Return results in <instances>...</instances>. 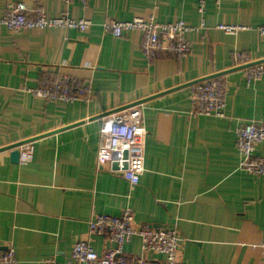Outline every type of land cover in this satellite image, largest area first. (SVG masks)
Returning <instances> with one entry per match:
<instances>
[{"label": "crops", "instance_id": "crops-1", "mask_svg": "<svg viewBox=\"0 0 264 264\" xmlns=\"http://www.w3.org/2000/svg\"><path fill=\"white\" fill-rule=\"evenodd\" d=\"M19 1L48 17L92 23L86 31L0 29V149L43 135L27 164L0 151V254L14 249L18 264L66 261L78 239L103 253L114 243L90 235V219L132 209L138 225L177 228L178 264H264V176L239 169L237 145L240 126L264 121V74L251 82L242 70L218 76L228 86L224 116L193 114L189 85L229 70L237 51L264 59V35L255 29L264 24V0H205L204 12L198 0H0V17ZM151 15L198 27L187 34L190 53L148 58L141 31L104 30L106 21ZM219 24L252 29L228 34ZM61 75L88 85L89 101L29 90ZM141 100L146 170L132 185L111 163L99 167L97 152L103 119ZM255 155H264V142ZM124 252L163 258L145 251L139 236Z\"/></svg>", "mask_w": 264, "mask_h": 264}, {"label": "built area", "instance_id": "built-area-1", "mask_svg": "<svg viewBox=\"0 0 264 264\" xmlns=\"http://www.w3.org/2000/svg\"><path fill=\"white\" fill-rule=\"evenodd\" d=\"M71 1V0H66ZM84 4L88 0H81ZM197 7L204 12L205 0H198ZM89 19H76L69 15L48 17L42 6L29 7L19 1L9 7L6 15L0 17V29L75 28L86 31ZM205 24L202 23V26ZM219 29L228 34L252 29L248 25L219 24ZM198 27L187 25L184 21L161 23L153 15L148 18L135 17L130 21L110 20L104 23V30L114 37L124 32L138 30L143 33L142 52L148 58L160 54L174 53L186 55L191 51L187 34ZM264 35V24L255 27ZM250 62L242 52L232 55V65L237 67ZM246 79L259 80L264 74V63L241 69ZM33 94L47 100L63 102L89 101L91 88L81 81L61 75L58 79L48 80L36 88L29 89ZM228 86L219 78H209L196 83L192 91V113L195 115L224 116L227 107ZM147 127L144 107L133 105L104 118L100 130V144L97 152V164L118 162L119 169H113L132 185H137L146 170ZM264 142V121L251 120L237 130V145L242 155L239 169L247 173L264 176V155H255L256 147ZM20 147V163L27 164L34 158L33 141ZM128 150V157L123 153ZM118 153V155H117ZM127 162L128 167L123 168ZM89 234L103 235L114 246L98 253L89 239H78L73 246L71 257L66 261L50 259L48 264H178V249L182 237L177 228L158 224L138 225L132 209H125L119 215L97 214L89 221ZM134 236H139L145 251H154L162 255L161 259L146 256L130 257L124 252V245ZM0 264H18L14 249L0 254Z\"/></svg>", "mask_w": 264, "mask_h": 264}, {"label": "water", "instance_id": "water-1", "mask_svg": "<svg viewBox=\"0 0 264 264\" xmlns=\"http://www.w3.org/2000/svg\"><path fill=\"white\" fill-rule=\"evenodd\" d=\"M263 62H264V59L257 60V61H250V62H248L246 64H243V65H240V66H237V67L230 68L227 71H222L220 73L211 75V76H209V77H207L205 79L216 78V77L221 76V75H223V74H225L227 72L235 71V70H241V69H243L245 67L252 66V65H255V64H259V63H263ZM205 79H201L199 81H195L193 83H190L189 85L196 84V83H198V82H200L202 80H205ZM146 100L137 101L136 103H133L132 105H128V107L133 106V105H137V104H141L142 102H144ZM125 108H127V107H125ZM95 118H98V116L97 117H91L90 119H86V120H93ZM42 136L43 135H40V136H37V137H33V138H30V139L22 140V141H19V142H16V143L7 145V146L1 148L0 151L1 150H8V149L11 150V156H12L13 161L14 162H20V147L19 146H21L22 144H25L27 142L34 141L35 139H37L39 137H42ZM117 155H118V153H117ZM123 156H124V158H127L128 157V150H125L124 151ZM112 167H113V169H119L120 168V165H119L118 162H114V163H112ZM127 167H128V163L127 162H124L123 163V168H127Z\"/></svg>", "mask_w": 264, "mask_h": 264}]
</instances>
